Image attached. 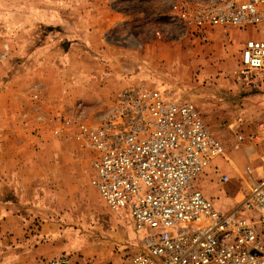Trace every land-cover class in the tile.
Here are the masks:
<instances>
[{
  "label": "rangeland",
  "instance_id": "rangeland-1",
  "mask_svg": "<svg viewBox=\"0 0 264 264\" xmlns=\"http://www.w3.org/2000/svg\"><path fill=\"white\" fill-rule=\"evenodd\" d=\"M177 1L0 0V124L6 109L12 113L11 134L0 135L8 141L0 158V264L65 255L121 264L137 251L127 216L109 211L90 186L88 150L60 127L68 118L101 122L131 86L199 109L230 160H214L195 181L218 209H232L247 192L246 165L262 178L264 137L241 151L232 144L236 131L248 139L264 117V92L233 74L241 45L263 39L264 25L188 29L171 15ZM221 175L229 181L219 183Z\"/></svg>",
  "mask_w": 264,
  "mask_h": 264
},
{
  "label": "built area",
  "instance_id": "built-area-1",
  "mask_svg": "<svg viewBox=\"0 0 264 264\" xmlns=\"http://www.w3.org/2000/svg\"><path fill=\"white\" fill-rule=\"evenodd\" d=\"M171 15L193 30L257 28L264 25V0H178ZM233 74L240 85L264 92V38L244 41ZM60 127L88 150L90 186L109 211L127 216L137 235V251L121 264H264V177L254 178L246 165L247 192L232 209H218L195 181L214 160L229 159L193 103L131 86L115 96L101 122L68 118ZM263 137L264 117L248 139L236 131L232 148ZM259 160L264 164V154ZM49 264L97 263L65 255Z\"/></svg>",
  "mask_w": 264,
  "mask_h": 264
},
{
  "label": "crops",
  "instance_id": "crops-1",
  "mask_svg": "<svg viewBox=\"0 0 264 264\" xmlns=\"http://www.w3.org/2000/svg\"><path fill=\"white\" fill-rule=\"evenodd\" d=\"M2 119H4V120H3V123L0 124L1 125L0 135H2V136L4 135L5 137H8V135L11 134L10 133V125L8 122L12 119V113H10V111L6 109V112H5L4 117ZM3 139H6V138H2L1 140H3ZM7 152H8V141H5V143L0 141V158L7 155L6 154ZM4 153H5V155H4ZM228 163L230 164V160ZM259 176L264 177V171L263 170L261 171V175H259ZM2 180H4V179H2L0 177V181H2ZM206 196L210 197L208 195H206Z\"/></svg>",
  "mask_w": 264,
  "mask_h": 264
},
{
  "label": "bare ground",
  "instance_id": "bare-ground-1",
  "mask_svg": "<svg viewBox=\"0 0 264 264\" xmlns=\"http://www.w3.org/2000/svg\"><path fill=\"white\" fill-rule=\"evenodd\" d=\"M245 182H246V181H245ZM240 195H241V193L237 195V199H238V197H239Z\"/></svg>",
  "mask_w": 264,
  "mask_h": 264
}]
</instances>
